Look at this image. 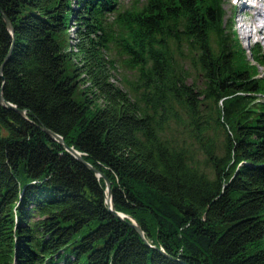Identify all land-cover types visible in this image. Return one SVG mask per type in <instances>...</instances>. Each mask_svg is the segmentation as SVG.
Segmentation results:
<instances>
[{
	"label": "trees",
	"instance_id": "16d2710c",
	"mask_svg": "<svg viewBox=\"0 0 264 264\" xmlns=\"http://www.w3.org/2000/svg\"><path fill=\"white\" fill-rule=\"evenodd\" d=\"M224 1L0 0V264H264V50Z\"/></svg>",
	"mask_w": 264,
	"mask_h": 264
},
{
	"label": "rangeland",
	"instance_id": "374dc122",
	"mask_svg": "<svg viewBox=\"0 0 264 264\" xmlns=\"http://www.w3.org/2000/svg\"><path fill=\"white\" fill-rule=\"evenodd\" d=\"M134 2V0H121L125 5L131 4V2ZM241 1V0H240ZM239 0H225L224 1V8H225V21L227 24L231 25V30L237 36V39L240 41L241 45L245 49H249L250 46H252L254 43L259 44L262 49L264 50V19L262 22L259 21L260 24L263 25V29L260 30L257 33H254L251 37H246V32L243 33L244 27L241 26L245 20L248 18V9H245L247 7H255L257 3L256 0H243V5H240ZM259 4H262L264 6V0H259ZM258 6V4H257ZM251 10V9H250ZM253 12V10H251ZM71 30V36H73L72 28ZM110 56L116 60V69L113 71V80L118 83L120 86L126 85L127 80L132 79L131 74H129V71L125 69L124 62L122 59L117 55L116 49L112 48L110 50ZM258 72L260 73L259 76L264 77V66H259ZM126 80V81H125Z\"/></svg>",
	"mask_w": 264,
	"mask_h": 264
},
{
	"label": "water",
	"instance_id": "95a60500",
	"mask_svg": "<svg viewBox=\"0 0 264 264\" xmlns=\"http://www.w3.org/2000/svg\"><path fill=\"white\" fill-rule=\"evenodd\" d=\"M4 19H5L7 27L10 29V31L12 33L13 32V28H12L9 20L6 17H4ZM11 49H12V47H11ZM11 49L9 50L8 55L5 58V62L9 58ZM4 63L0 67V76L2 75V69H3ZM0 101L3 102L5 105H9L11 108L17 110L19 113L24 114V110L18 109L15 105H13V104H11L9 102H5L4 99H3V96L1 94H0ZM43 130L45 131V133L49 137H51L52 139L58 140L73 156H75L77 159H79L81 162H83L86 166H88L90 169H92L98 176L102 175L97 169H95L92 165H90L87 161L84 160L81 152H79L78 150H76L73 147L66 146V144L63 142V138L61 136H59L58 134H56L55 132L51 131L50 129H48L46 127H43ZM104 179H105V182H106V199H105V202L107 203V205L109 207V210L112 211L117 217H119L121 219H124V218L128 217L130 219L129 224L132 227H134L139 232V234L141 236H143V231H142L141 227L137 224V222L133 218L127 216L126 214H124L122 212H118V211L115 210V208L113 206L112 193H111V190H110V182H109V180L107 178L104 177Z\"/></svg>",
	"mask_w": 264,
	"mask_h": 264
},
{
	"label": "bare ground",
	"instance_id": "6f19581e",
	"mask_svg": "<svg viewBox=\"0 0 264 264\" xmlns=\"http://www.w3.org/2000/svg\"><path fill=\"white\" fill-rule=\"evenodd\" d=\"M256 1L257 3H255V7L246 6L245 8L246 10L247 8H249L247 10L249 15L247 20H245L243 24H241V26L244 27L243 33L246 32V37H251L254 33H257L263 29V25L260 24L259 21L262 22V20L264 19V6L262 4H259V0ZM240 5H243V0L240 1ZM250 9L253 10V12Z\"/></svg>",
	"mask_w": 264,
	"mask_h": 264
}]
</instances>
